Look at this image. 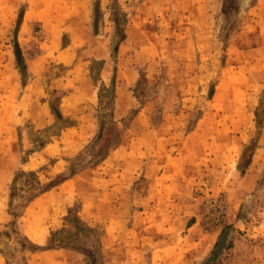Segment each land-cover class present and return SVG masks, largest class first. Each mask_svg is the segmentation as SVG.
I'll list each match as a JSON object with an SVG mask.
<instances>
[{
    "label": "rangeland",
    "instance_id": "obj_1",
    "mask_svg": "<svg viewBox=\"0 0 264 264\" xmlns=\"http://www.w3.org/2000/svg\"><path fill=\"white\" fill-rule=\"evenodd\" d=\"M20 171L27 264H264V0H0V231Z\"/></svg>",
    "mask_w": 264,
    "mask_h": 264
},
{
    "label": "trees",
    "instance_id": "obj_2",
    "mask_svg": "<svg viewBox=\"0 0 264 264\" xmlns=\"http://www.w3.org/2000/svg\"><path fill=\"white\" fill-rule=\"evenodd\" d=\"M114 14V13H113ZM112 21L114 23V35L117 41L112 46V54L116 52V49L120 42H122L125 38L124 28L119 24V19L116 18L115 14L112 17ZM115 68H113V76L108 87L101 85L98 91V99L100 105H108L113 99V85H114V74ZM106 93L108 95L107 99L104 100L102 98V94ZM51 112L57 118V120H61V114L58 107H53L50 105ZM102 129V125H100ZM46 142H41L38 148H42ZM23 180V184L19 189L16 187V183L18 180ZM63 179L62 181H64ZM61 181V182H62ZM51 186L42 185L36 177V174L32 171L24 172L20 171L16 174L15 178L12 180V184L9 192V202H8V214L11 217V220L5 225L6 230L0 231V253L3 255L5 259V264H10V259H13L14 264H27L26 258L22 256L24 251L34 252L38 249L33 243H31L27 237L22 235L17 227V219L21 217L24 209L31 203L35 198L39 197L41 194L50 190ZM21 198L20 202L15 203L14 198ZM70 213V209L67 211V215ZM67 223L72 224V231L63 232L62 229L51 231L48 239V243L45 250L59 248H71L77 251L78 244L81 243L82 237H88L89 235H93L95 230L89 227L87 224L83 223L82 220L74 215L73 217H69L64 219ZM224 231L221 234L223 236ZM214 244V249H217L220 243V239ZM14 242L13 247H9L10 242ZM98 248L100 246V242L95 240ZM214 260V256L210 257L208 261L204 264H210L211 261Z\"/></svg>",
    "mask_w": 264,
    "mask_h": 264
},
{
    "label": "bare ground",
    "instance_id": "obj_3",
    "mask_svg": "<svg viewBox=\"0 0 264 264\" xmlns=\"http://www.w3.org/2000/svg\"><path fill=\"white\" fill-rule=\"evenodd\" d=\"M87 132V131H86Z\"/></svg>",
    "mask_w": 264,
    "mask_h": 264
}]
</instances>
